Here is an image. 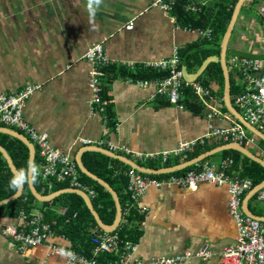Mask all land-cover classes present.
<instances>
[{"label":"crops","instance_id":"crops-1","mask_svg":"<svg viewBox=\"0 0 264 264\" xmlns=\"http://www.w3.org/2000/svg\"><path fill=\"white\" fill-rule=\"evenodd\" d=\"M239 1L176 0V3L184 8H192L189 13L194 17L199 18L202 13L217 19L222 9L233 10L234 13ZM151 3L152 0H104L93 20L86 11V0H0V96H13L29 86L40 87L26 104L25 119L37 132L48 135L52 147L69 154L75 161L81 149L100 147L153 171L177 169L170 173L148 174L116 158L113 159L120 162L109 163L111 170L114 169L117 174L123 172L126 176L134 169L148 178L160 179L183 174L197 164L201 167L207 163L219 165L229 158L234 161L229 174L249 179L254 188L257 184L254 185L252 178L242 176L243 169L239 162L226 153L235 150L218 151L199 163L181 169L182 164L213 150L231 143L240 144L221 136L207 138L216 128L241 127L248 136V142L240 145L263 160L264 142L245 130L228 112L224 80L217 68L215 73L207 74L205 71L201 76L202 82L197 83L202 86L204 96L191 90L197 97L195 104L202 106L200 113L188 104L184 107L185 95L180 100L182 108H178L168 102L167 96L157 93L156 85L137 84L140 80L156 83L162 79L137 80L129 75L128 71L138 74L144 70L168 74L165 70H151L145 66L172 58L175 51L179 56L186 50V54H191V59L188 61L190 66L185 68L189 73H194L207 59L218 57L221 53L226 34L215 43L198 33L213 32V29L184 30L177 22L175 13L164 14L151 7ZM97 45L103 46L104 54L110 61L109 69L105 71L107 74L101 79L105 112H97L91 105V64L83 59L85 52ZM226 55L229 68L234 57L264 59V0H249L242 5ZM213 63L221 67L219 62ZM129 65L132 67L129 68ZM229 73L231 104L244 118L236 101L249 92L243 88L244 82L239 72L229 69ZM10 130L26 136L15 128ZM204 137L205 143L200 142L194 150L179 156L171 155L165 162L161 158L141 161L132 154H162L176 149L179 142ZM82 140L88 143H82ZM3 141L4 144L1 143ZM10 141L0 137V145L8 153ZM121 146L132 153L120 151L118 148ZM34 147L35 162L40 165L42 160ZM89 152L83 153L84 164V154ZM85 167L88 168L87 165ZM36 183L42 185L45 194H54L39 178ZM35 188L45 196L40 193L37 184ZM261 190L250 200L251 191L245 194L242 203L245 214L249 208L255 216L264 217V202L257 201V194ZM117 195L122 202L128 196L126 191L122 193L124 198ZM128 201L121 203L122 210ZM141 204L148 212L142 215L132 210L130 218L133 216L136 219L132 227L128 220L126 224L121 222L131 233V241L138 243L134 258L149 262L186 251H199L208 244L216 254L211 260H191L183 264H221L218 254L236 242L238 230L229 213V191L226 186L202 182L190 190L176 186L151 188L145 193ZM8 206L10 204L0 207V264H69L64 256L53 254L48 243L20 252L12 240L3 238L2 229L8 225L22 226L24 222L20 217L22 213L26 214L25 210H21L15 215ZM44 208L42 206L31 214H41L46 210ZM46 208L54 209L52 206ZM55 211L62 215L67 208L60 204ZM57 235L52 242L54 246L73 248L64 235ZM126 238H129V234Z\"/></svg>","mask_w":264,"mask_h":264},{"label":"built area","instance_id":"built-area-1","mask_svg":"<svg viewBox=\"0 0 264 264\" xmlns=\"http://www.w3.org/2000/svg\"><path fill=\"white\" fill-rule=\"evenodd\" d=\"M175 5L176 0H152L151 3V7L160 10L164 14L172 13ZM184 10L188 13L192 11V8H184ZM198 33L212 40V31H198ZM83 58L91 64L89 71L91 105L95 111L105 112L101 79L106 75L103 67L110 64V61L106 58L102 45L93 46L85 52ZM131 67L132 65H129V68ZM145 67L151 70H165L168 74L166 78L157 80L156 83L140 80L137 81V84L142 86L156 85L158 87L157 93L167 96L168 102L178 108H182L180 100L188 89L199 96H204L205 92L200 84H197V82L188 83L183 80L180 56H178L177 51H175L172 58L148 64ZM229 69L230 71L239 72L244 82L243 88L249 92L245 97H239L236 101L237 107L241 109L240 111H242L244 119L249 125L264 133V59L234 57L230 61ZM39 89L38 86H29L13 96H0V127L15 128L21 131L36 146L38 157L42 160V163L38 165L41 172L39 179L50 191H54L58 184L68 183L71 190L85 192L93 200L96 198V193L88 185L81 182V173L74 158L64 151L52 147L48 135L37 132L25 119L24 109L26 104L33 93ZM210 116L212 117V115ZM212 136H221L225 140L239 142L240 144L248 142V136L238 126L234 128H216L207 138ZM205 140L204 137L201 140L182 141L179 142L176 149L169 152L165 151L162 154L132 153L125 146L118 149L132 153L141 161L161 158L165 162L171 155L179 156L184 152L194 150L200 142L205 143ZM82 143L88 142L82 140ZM111 149L116 150L114 147H111ZM233 163L234 161L228 158L219 165L207 163L201 167L197 164L194 169L183 174L169 175L160 179L148 178L134 169L131 170L126 173L128 177L126 192L129 201L122 211V221L126 224L132 210L142 215L148 212V209L141 204V200L148 189L176 186V188L190 190L197 188L202 182L226 186L229 191V213L236 223L238 234L236 242L218 254L220 263L264 264V220H256L243 211V197L251 191L253 185L249 179H241L229 174ZM257 201L264 202V188L257 194ZM66 212L62 215H65ZM20 219L24 222L22 226L17 228L8 225L2 229L1 235L3 238L12 240L18 246L20 252L48 243L51 252L57 256H64L69 264H183L191 260L205 262L216 255L210 246L206 244L199 251H186L178 255L146 262L134 258L138 250V243L122 239L117 232L118 230L117 233L114 232L113 234L101 233L99 230V232H95L97 234H95L93 241L92 257H88L76 252L72 247L59 248L54 246L52 242L58 235L51 225L43 222L42 214L28 216L22 213ZM122 227L125 228L124 225Z\"/></svg>","mask_w":264,"mask_h":264},{"label":"trees","instance_id":"trees-1","mask_svg":"<svg viewBox=\"0 0 264 264\" xmlns=\"http://www.w3.org/2000/svg\"><path fill=\"white\" fill-rule=\"evenodd\" d=\"M173 13H175V15L178 17L177 22L181 24L184 30L213 29L214 39L212 38V40L215 41V43H218V40H220L222 36L226 34L227 27L230 24V20L232 18L233 10L227 11L225 9H222L217 19H211L210 17H206V15L202 13L199 14L198 18L194 17L189 12H185L184 6L176 3L172 11V14ZM186 51L181 52L179 56L181 59V65L189 67L190 65L188 61L189 59H191V54H186ZM108 65L104 67V72L109 69L107 68ZM216 68L222 76V80H224L222 68L219 66V64L212 63L206 70V73H215L214 70H217ZM105 73L107 74V72ZM128 73L132 76L133 79L137 80H139V78L144 80L163 79L164 76L167 75L165 72H154L148 70L141 71L138 74L132 71H128ZM202 79L203 78H200L198 82H202ZM184 95L186 97V99L183 101L184 107L185 104H188L190 105V107H194L195 111L199 113L203 111L202 106L195 104V101H197L195 100V98L197 97L193 95L190 89L186 90ZM0 137L12 140L10 141L11 145L7 147L8 151L13 158L17 168L24 166L26 160L29 159V149L27 148V146L21 141L10 137L9 135L0 133ZM1 143L4 144V141ZM262 144L264 145V143ZM226 153L230 154L232 157H234L235 161L239 162L238 165L240 164L243 169L242 176L252 178L254 185L258 184L264 179V168L261 165L249 160L247 157L243 156L237 151H229ZM84 160L85 165L88 166V169L95 175L107 181L112 186L114 191H116L118 194L121 195V193L126 191L128 177L125 176L123 172L117 174L114 169L111 170L109 165V163L111 162H120L119 160H115L106 155H103L102 153L96 152L85 153ZM11 174L12 172L3 157V153L0 151V203L8 200L16 194L8 186ZM81 182L85 185H88L90 189L95 191L96 198L92 200L93 206L99 214L103 223L107 226H112L116 218V208L112 196L108 192H106L100 184L82 173ZM36 184L38 185V183ZM68 189H70L68 183L58 184L56 185V188L53 192L56 193ZM47 195L48 193L45 194V196ZM128 200L129 196H125L124 202H122V200L121 203L125 204V201ZM35 203L38 202L32 196L29 190V186L26 185L24 195L19 200L11 203L10 206H8V209L13 210V212L11 213H14L15 215L18 214L19 211L25 210L26 214L28 216H31V213L34 212L33 204ZM60 204H64L67 208V212L65 215H58L57 211H55V208L59 207ZM42 206L45 207L44 209H46L41 211V214L43 215V222L45 224L51 225L52 229L57 234L60 233L64 235L72 243L73 249L76 252L87 255L88 257H92V251L94 249L93 241L95 234H97L95 232H99L100 229L98 228L93 215L89 210L87 204H85L84 200L77 195H63L54 200L52 203H45L42 204ZM49 206H52V208L54 209L50 210L46 208ZM135 221L136 219L133 216H131V218H128L129 225H131L132 222ZM122 226L123 225H121V227L117 231L121 238L124 240H132L133 237L131 233H128V229L126 227L123 229ZM100 232L103 233V231L101 230ZM128 234L129 238H126Z\"/></svg>","mask_w":264,"mask_h":264},{"label":"water","instance_id":"water-1","mask_svg":"<svg viewBox=\"0 0 264 264\" xmlns=\"http://www.w3.org/2000/svg\"><path fill=\"white\" fill-rule=\"evenodd\" d=\"M246 1H249V0H240L237 4L235 10H234V13H233L231 21H230V26L228 28V31H227L226 36L224 38V41L221 44L220 55L218 57H210L209 59H207L201 65V67L198 69V71L194 72V73H189L187 71V69L185 68V66H182V75H183V79L185 82H188V83L198 82V80L205 73V71L208 69V67L211 63L219 62L221 64L223 75H224L225 106H226L228 112L230 113V115H232V117H234L243 126V128L245 130H247L249 133L254 135L256 138H258L264 142V134L257 131L251 125H249L247 123V121H245V119L241 116V114L239 112H237V110H235V108H233V106L231 104V78H230V73H229V67H228V64L226 61V56H227L226 54L228 52V48H229V44H230V41L232 38V33L234 30L235 24L237 23V19L239 17L240 9ZM0 133L9 135V136L21 141L22 143H24L27 146V148L29 149V159H32L34 161L36 160L35 147L32 144V142L26 136H24L23 134H20L19 132H16V131H13L10 129H6V128H0ZM222 150L238 151L241 154H243L244 156H246L247 158H249L251 161H254V162L260 164L264 168V160L263 159L254 156L252 153H250L246 149V147H244L238 143H231V144L226 145L224 147L218 148L217 150H213V151L209 152L208 154H205V155L200 156L198 158L192 159V160L186 162L185 164H182L181 169L187 168V167H189L195 163H199L200 161L206 159L208 156H211V155L217 153L218 151H222ZM0 151L3 153V157H4L5 161L7 162L8 167L10 168L11 172L12 173L15 172L17 167H16L14 160L11 157V155L1 145H0ZM87 151L99 152V153L107 155L111 158H116V159H119L121 161L123 160V162H126V164L128 166H130L131 168H135L136 170H139L140 172H144V173H148V174L170 173V172H174L175 170H177V169H173V170H170L168 172L164 171V170H163V172H157V171L147 169L141 165H138V164L134 163L133 161L127 159V157L118 156L115 153L110 152V151L105 150V149H102L100 147H93V148L85 147V148L81 149L76 155V163L78 165L79 170L81 171L82 174H84L85 176H88L90 179H92L93 181L100 184L102 186V188H104L105 191L108 192L114 200L115 207H116V218H115V222L112 226H107L103 223L99 214L97 213V211L95 210V208L93 206V202L90 199V196L85 192L77 191V190H62V191L56 192L52 195L42 196L37 192L35 185H28L29 190H30L32 196L34 197V199L38 203H41V204L51 203L63 195H77V196L81 197L84 200L85 204H87L89 210L91 211L98 228L107 234H113L114 232H116L118 230L119 226L121 225L122 217H123V215H122V211H123L122 210V204H121V201H120L117 193L114 191L112 186L109 183H107L106 181H104L102 178H100L99 176L92 173L87 167H85V164L82 160V156H83V153L87 152ZM262 188H264V180L261 183L257 184L256 186H254V188L251 190V194H250L251 197L249 198V200L252 198L253 195H255ZM24 191H25V187H24V190L22 192H20L19 194L16 193L13 197H11L8 200L0 203V207H5V206L19 200L23 196ZM247 211H248V213H246V214L250 215L252 218H254L256 220H260V221L264 220V217L255 216V214H253L249 210V208H247Z\"/></svg>","mask_w":264,"mask_h":264},{"label":"clouds","instance_id":"clouds-1","mask_svg":"<svg viewBox=\"0 0 264 264\" xmlns=\"http://www.w3.org/2000/svg\"><path fill=\"white\" fill-rule=\"evenodd\" d=\"M103 4L104 0H86V11L93 20ZM40 174V167L34 160L28 159L24 166L17 168L11 174L8 186L15 193L19 194L24 190L26 185H35ZM61 254L63 255L64 253Z\"/></svg>","mask_w":264,"mask_h":264},{"label":"rangeland","instance_id":"rangeland-1","mask_svg":"<svg viewBox=\"0 0 264 264\" xmlns=\"http://www.w3.org/2000/svg\"><path fill=\"white\" fill-rule=\"evenodd\" d=\"M84 59V58H83ZM39 185V191L41 194H45L46 192L43 190L42 188V185L38 184ZM122 195V193H121ZM42 207V204L41 203H35V206L33 207V211H39V208ZM261 213V211L259 212Z\"/></svg>","mask_w":264,"mask_h":264}]
</instances>
